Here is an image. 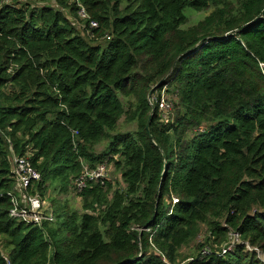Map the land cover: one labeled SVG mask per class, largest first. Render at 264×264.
<instances>
[{"label": "trees", "instance_id": "trees-1", "mask_svg": "<svg viewBox=\"0 0 264 264\" xmlns=\"http://www.w3.org/2000/svg\"><path fill=\"white\" fill-rule=\"evenodd\" d=\"M80 1L0 0V264H264V0ZM13 153L81 211L12 218ZM100 164L124 188L77 192Z\"/></svg>", "mask_w": 264, "mask_h": 264}, {"label": "built area", "instance_id": "built-area-1", "mask_svg": "<svg viewBox=\"0 0 264 264\" xmlns=\"http://www.w3.org/2000/svg\"><path fill=\"white\" fill-rule=\"evenodd\" d=\"M72 3L78 8V21L76 24L79 30L83 31L88 29L90 31L98 27V24L91 20L80 0H72ZM91 38L93 37L91 36ZM260 68L264 75V63L260 64ZM166 103L167 100L164 95H161L159 104L160 112H167L168 105ZM3 135L4 132L0 128V138ZM10 150L12 151V148ZM12 161L13 173L16 180V192H18V195L16 194L12 197L13 208L11 210V217L38 226L44 223L54 224L56 222V216L51 207L47 206L45 200L38 194L28 193V189L41 180V175L33 167L29 156L18 157L13 153ZM108 167L106 164H100L93 170L86 168L83 175L75 182L77 192H81L86 187L88 180L104 184V181L108 180ZM174 202H177V199H174Z\"/></svg>", "mask_w": 264, "mask_h": 264}, {"label": "rangeland", "instance_id": "rangeland-1", "mask_svg": "<svg viewBox=\"0 0 264 264\" xmlns=\"http://www.w3.org/2000/svg\"><path fill=\"white\" fill-rule=\"evenodd\" d=\"M32 4L35 6V5H43V4H47V5H53V0H45V2H37V3H33ZM210 13L209 12H201V13H192L190 19H191V22H190V25L192 24H195L197 21L203 19L206 15H208ZM76 21H78V18L76 19ZM86 34V33H85ZM166 91L164 90L162 92V95H164L165 99L167 100V103L166 105H168V109H167V112H161L160 113V121L162 122H167V121H171L173 122V118H174V115H175V109L173 110V104L174 102H176L175 98H173V96L169 93V95L167 96ZM173 102V103H171ZM170 106V107H169ZM120 130L121 132H133L135 129H136V125H128V124H125L124 120H121L120 122ZM104 149V145H101V146H98L96 148L97 152L101 153L102 150ZM109 171H108V180H111L115 183L118 184V186H120L121 189L124 188V184H123V181H122V178H121V173L117 170H115V168L111 165L108 167ZM46 199L45 202L47 204V206H50L52 211L54 212L55 211V207H59L61 208V206H65L66 204H68L70 207H72L73 209L77 210V211H81V206H82V202L80 200V198L76 195V193H71V194H68L67 196H64L60 193H58V191L55 190V188L53 187V185H50V187L48 188L47 190V193H46ZM52 201L55 203V206H52ZM204 232L201 234V236L194 242L193 245H191L190 248H186L184 250H182L181 253L183 254H188V255H191L194 253L195 251V248L197 246V244L201 243L202 241L205 240L206 236H207V231H206V228L204 227ZM231 242H239V238L238 237H235L234 239L231 240ZM0 243H2V240L0 241ZM0 248L2 251H4V255H6V253L8 251H6L2 245H0ZM259 258L264 261V252H259ZM180 264H187V262H181Z\"/></svg>", "mask_w": 264, "mask_h": 264}, {"label": "water", "instance_id": "water-1", "mask_svg": "<svg viewBox=\"0 0 264 264\" xmlns=\"http://www.w3.org/2000/svg\"><path fill=\"white\" fill-rule=\"evenodd\" d=\"M151 118H152V117L149 118V122H148V124H147V126H146V129L148 130V133H149V134H150V132H149V126H150V123H151ZM166 169H167V168L165 167V171H166Z\"/></svg>", "mask_w": 264, "mask_h": 264}]
</instances>
